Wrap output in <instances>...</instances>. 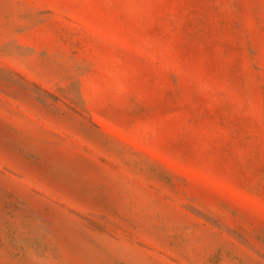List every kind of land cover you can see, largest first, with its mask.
<instances>
[{"label": "rangeland", "instance_id": "rangeland-1", "mask_svg": "<svg viewBox=\"0 0 264 264\" xmlns=\"http://www.w3.org/2000/svg\"><path fill=\"white\" fill-rule=\"evenodd\" d=\"M0 264H264V0H0Z\"/></svg>", "mask_w": 264, "mask_h": 264}]
</instances>
